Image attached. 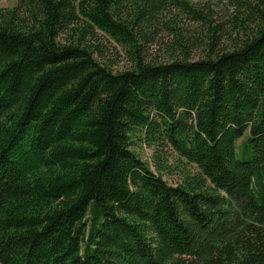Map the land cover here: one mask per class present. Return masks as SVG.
<instances>
[{
    "label": "trees",
    "instance_id": "16d2710c",
    "mask_svg": "<svg viewBox=\"0 0 264 264\" xmlns=\"http://www.w3.org/2000/svg\"><path fill=\"white\" fill-rule=\"evenodd\" d=\"M0 264H264V0L0 8Z\"/></svg>",
    "mask_w": 264,
    "mask_h": 264
},
{
    "label": "rangeland",
    "instance_id": "374dc122",
    "mask_svg": "<svg viewBox=\"0 0 264 264\" xmlns=\"http://www.w3.org/2000/svg\"><path fill=\"white\" fill-rule=\"evenodd\" d=\"M199 4H207L209 5L215 14L220 17L224 16L227 11L233 10V1L234 0H190ZM18 0H0V8L2 7H13L17 4ZM110 44V43H109ZM160 46L158 44L154 45L153 53H158L162 55L161 57H165L166 54L164 50H160ZM162 49V48H161ZM110 56L114 60V66L116 69H121L124 67L126 61L123 54L118 55L117 53H110ZM196 57V54L194 55ZM247 138V133L244 136L238 139L237 141V151L240 158L248 157L247 150L244 149V143ZM134 148L136 152L140 155L141 158L150 162L153 169H157V164L161 166V171L163 178L166 179L170 184L178 183L182 177L188 173L191 169L194 171L195 167L188 164L185 160H183L180 155L176 153V151L170 147L165 145L163 151L159 150V147L149 146L147 144L142 145V143L136 139L134 141ZM158 147V148H157ZM158 151V152H157ZM156 153L160 156L157 160L155 158Z\"/></svg>",
    "mask_w": 264,
    "mask_h": 264
}]
</instances>
